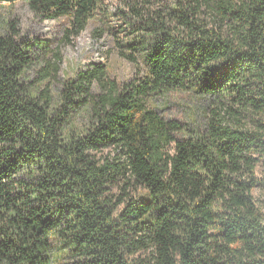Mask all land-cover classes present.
Returning <instances> with one entry per match:
<instances>
[{
    "label": "trees",
    "instance_id": "obj_1",
    "mask_svg": "<svg viewBox=\"0 0 264 264\" xmlns=\"http://www.w3.org/2000/svg\"><path fill=\"white\" fill-rule=\"evenodd\" d=\"M26 1L79 33L101 0ZM127 5L147 73L122 85L93 63L53 91L58 53L28 82L34 43L0 35V264H264V0ZM175 90L201 124L148 105Z\"/></svg>",
    "mask_w": 264,
    "mask_h": 264
},
{
    "label": "rangeland",
    "instance_id": "obj_2",
    "mask_svg": "<svg viewBox=\"0 0 264 264\" xmlns=\"http://www.w3.org/2000/svg\"><path fill=\"white\" fill-rule=\"evenodd\" d=\"M136 0H101L100 7L89 20L85 29L75 32L69 16L47 18L35 12L26 0L0 3V35H12L17 42L34 43L32 64L25 74L28 82H33L49 69L48 63L56 61L55 54L62 59L57 77L50 78L51 88L56 91L77 70L90 67L93 63H103L110 79L119 84L143 77L147 73L143 37L136 32L134 21L127 3ZM172 0H152L155 6L169 4ZM139 3H141L139 1ZM48 81H45V85ZM148 105L156 108L166 118L176 119L183 124H201L206 114L207 100L192 91L175 90L165 95H153ZM113 153L108 149L103 154ZM260 157L259 154H254ZM256 176L263 177L264 157L256 166ZM131 197L145 192L132 185L127 189ZM115 200L123 196L120 186L112 190ZM254 203L259 213L264 215V183L252 189ZM125 203L119 205L120 208ZM62 264H72L61 261Z\"/></svg>",
    "mask_w": 264,
    "mask_h": 264
}]
</instances>
